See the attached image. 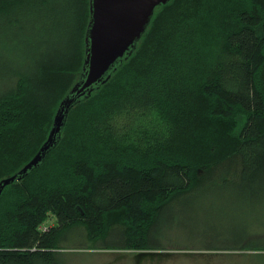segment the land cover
Here are the masks:
<instances>
[{
    "label": "trees",
    "instance_id": "1",
    "mask_svg": "<svg viewBox=\"0 0 264 264\" xmlns=\"http://www.w3.org/2000/svg\"><path fill=\"white\" fill-rule=\"evenodd\" d=\"M169 2L154 8L107 82L73 104L45 158L2 189L0 264H59V247L161 249L166 229H190L195 204L215 211L217 193L225 197L220 211L240 209L238 230L229 240L220 226L199 247L264 251V0H218L227 30L215 55L195 65L187 61L194 30L178 13L173 55L158 60L149 41L151 59L132 83L120 70L144 42L156 9ZM88 18L89 0H0V179L46 140L74 84L62 94L50 74L78 68L79 77ZM154 70L157 78H149ZM116 74L112 98L88 117L93 93ZM233 110L243 116L234 147L218 153L214 137ZM65 138L67 150L48 165ZM244 189L254 195L246 203L222 193ZM50 216L56 224L43 225Z\"/></svg>",
    "mask_w": 264,
    "mask_h": 264
},
{
    "label": "rangeland",
    "instance_id": "2",
    "mask_svg": "<svg viewBox=\"0 0 264 264\" xmlns=\"http://www.w3.org/2000/svg\"><path fill=\"white\" fill-rule=\"evenodd\" d=\"M190 3L186 5L183 0H173L167 6L156 9L154 21L144 42L139 46L136 55L129 60L126 69L120 70L129 79L134 77V79H131L133 80L132 83L147 68L151 59V57L146 56L151 54L148 49L149 41L155 43V47L151 46V49L157 51L158 60L163 61L165 56L171 57L173 55L170 49L174 46L170 40L174 29L172 25L175 24L178 13L180 14V23H190L196 37L193 54H190V57L193 56V60L190 57L187 58L190 65H195L203 58L215 55V53L210 54L218 49L226 29L225 17L218 12V0H190ZM78 73V68H69L67 70L52 71L50 76L58 83L59 88H62L60 91L63 94L77 80ZM120 75L116 74L101 90L93 93L87 104L92 108L89 109L88 117L95 116L100 104L112 98L111 93L115 91L118 85L116 81H118ZM150 76L157 78L156 71L154 70L153 73L151 71L149 78ZM147 78L144 80H147ZM4 86L1 84L0 88ZM242 121L243 116L239 111H231V120L228 127L222 126L221 130L218 131L219 134L214 137V147L218 153L230 151L234 147V135L237 133ZM67 134L69 135V130ZM170 137L171 139L174 138L173 135H170ZM68 141L67 138L63 140L60 147L51 156L48 165L56 162L61 152L67 150ZM164 142L166 140H162L160 143ZM151 144L158 143L151 142ZM222 193L229 196L234 203L237 201L246 203L251 197H254L247 189L239 194L230 191H223ZM224 199L223 195L217 193L212 199L215 211H210L208 214L206 204H195L198 211L197 214H193L195 207L191 211L192 215H190V222L188 223L190 229L185 230L176 226L166 229L165 234L167 237L163 238L165 243L164 248L161 249L144 252L139 251L137 248L72 249L59 247L53 250H57L61 255V263L59 264H264V251L261 250H251L250 248L226 250L199 247L202 243L209 241V235L220 226L228 233L227 239L229 240H232L231 233L238 230L240 219L237 213L240 212V209H231L228 212L220 211L219 207L224 203ZM207 215L213 218L204 224ZM55 224V218L50 216L43 225L54 226ZM176 233H178V237ZM196 234L199 236L198 239H194L197 236Z\"/></svg>",
    "mask_w": 264,
    "mask_h": 264
},
{
    "label": "water",
    "instance_id": "3",
    "mask_svg": "<svg viewBox=\"0 0 264 264\" xmlns=\"http://www.w3.org/2000/svg\"><path fill=\"white\" fill-rule=\"evenodd\" d=\"M167 1L89 0L85 54L80 75L59 102L46 140L17 172L0 179V193L4 186L20 180L45 158L57 142L73 104L88 97L94 89L107 82L113 71L131 54L150 22L154 8Z\"/></svg>",
    "mask_w": 264,
    "mask_h": 264
}]
</instances>
